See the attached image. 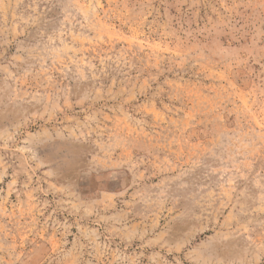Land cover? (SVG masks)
I'll return each mask as SVG.
<instances>
[{"label":"rangeland","instance_id":"rangeland-1","mask_svg":"<svg viewBox=\"0 0 264 264\" xmlns=\"http://www.w3.org/2000/svg\"><path fill=\"white\" fill-rule=\"evenodd\" d=\"M0 264H264V0H0Z\"/></svg>","mask_w":264,"mask_h":264}]
</instances>
